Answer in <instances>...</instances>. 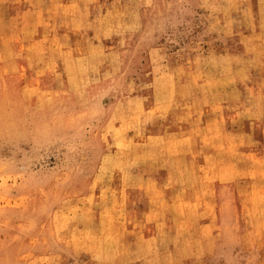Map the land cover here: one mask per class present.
<instances>
[{
    "label": "rangeland",
    "instance_id": "374dc122",
    "mask_svg": "<svg viewBox=\"0 0 264 264\" xmlns=\"http://www.w3.org/2000/svg\"><path fill=\"white\" fill-rule=\"evenodd\" d=\"M0 264H264V0H0Z\"/></svg>",
    "mask_w": 264,
    "mask_h": 264
}]
</instances>
